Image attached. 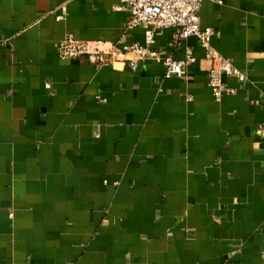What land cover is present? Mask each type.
I'll return each mask as SVG.
<instances>
[{
  "label": "crops",
  "instance_id": "crops-1",
  "mask_svg": "<svg viewBox=\"0 0 264 264\" xmlns=\"http://www.w3.org/2000/svg\"><path fill=\"white\" fill-rule=\"evenodd\" d=\"M120 5L0 0V264H264V0L200 8L246 76L220 101L171 29L152 48L191 51L181 78L59 58L66 35L143 45Z\"/></svg>",
  "mask_w": 264,
  "mask_h": 264
},
{
  "label": "built area",
  "instance_id": "built-area-1",
  "mask_svg": "<svg viewBox=\"0 0 264 264\" xmlns=\"http://www.w3.org/2000/svg\"><path fill=\"white\" fill-rule=\"evenodd\" d=\"M215 1L121 0V5L116 7V10L128 12L127 26L129 28L137 26L144 28L143 45H113L102 40L84 41L66 35L57 44L58 56L63 61L85 60L95 67L125 63L132 70L136 69L138 63L150 60L164 66L163 79L181 78L185 75L186 68L195 62L191 51L187 49L185 59L176 61L170 57H162L160 51L152 48L155 43V32L171 29L174 45H180L188 38L197 39L204 51V59L209 63L208 87L214 100L220 101L224 94L233 93V90L224 84V76L236 78L241 82L246 80V76L212 47L211 39L218 33L211 28H200L199 11L202 4ZM65 14L66 10L62 7L61 15L57 19L62 20Z\"/></svg>",
  "mask_w": 264,
  "mask_h": 264
}]
</instances>
